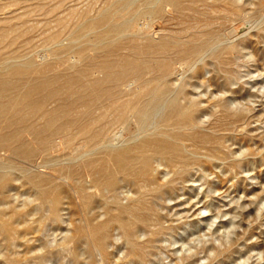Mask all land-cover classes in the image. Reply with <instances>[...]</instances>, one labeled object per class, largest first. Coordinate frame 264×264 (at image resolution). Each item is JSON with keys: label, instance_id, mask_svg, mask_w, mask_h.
Listing matches in <instances>:
<instances>
[{"label": "bare ground", "instance_id": "obj_1", "mask_svg": "<svg viewBox=\"0 0 264 264\" xmlns=\"http://www.w3.org/2000/svg\"><path fill=\"white\" fill-rule=\"evenodd\" d=\"M5 1L4 5L7 7L8 4ZM52 1L55 2V0ZM26 2L30 1L25 0L24 3ZM64 2L67 1L60 0L59 3ZM208 2L207 0H144L134 6L132 0H105L104 4L102 3L104 6H100L101 9L94 15H91L92 12L90 13L86 8L83 12L76 11L78 7L76 10L67 9L70 12L69 17L65 15L53 20V25L56 21L57 25H55L58 29L53 28L54 32L48 35L47 39L57 40L65 33L70 37L80 30L91 35L79 46L68 47L60 52L54 51L55 53L50 56H53L52 59L41 64L33 61L16 63L11 59L16 55L19 56L18 54L22 52L21 48L29 45V39H32L30 34L36 27L27 26L30 21L28 16L37 13V10H43L44 14L51 15L59 3L55 5L56 7H48L47 4L41 3L39 8L28 11L26 16L19 18V21L16 19V22H13L14 18L0 19V204H4L3 201L8 197L5 189L11 185V181H15L14 178L11 180L10 175L14 170L19 169L25 172L24 184L36 188L39 193L40 205H33L39 207V210L37 208L36 210L40 213L42 207H48L49 212L45 210L46 213H41L38 218V225L43 223L47 225V221L50 220L59 221L62 219L60 212L64 199L69 197L68 190L65 188V191L62 187L64 183L59 180H67L73 183L74 194L80 202L76 204L77 208L75 207L77 212L73 210L75 214L81 215V222L79 224L76 222L72 241L76 243L83 241L84 244V240H87L89 245L87 243L85 245L90 247V255L95 248L107 258L109 229L112 225H116L128 245L126 260L136 263L147 261L151 255L152 244L158 240V235L166 226L164 224L162 227L163 222L160 221L161 215L154 204V199L164 196L172 185V181L162 182V179L159 181L160 179L156 177L159 174L154 175L157 171L155 163L160 162L173 174L172 177L178 180L185 178V175L194 170V167H198L199 160L196 157L198 153L201 152L200 155H202L205 151L210 157L218 156L221 153V144L224 148L226 147L220 134L211 133L212 131L205 132L207 130L204 128L205 131H202L198 128L199 125L197 127L198 113L201 112L198 103L190 100L183 102L177 97H170L173 89L168 78L173 71V64L190 63L208 53L213 49L215 40L219 36H216L215 20L228 18L234 20L230 19L232 15L243 14L244 9L237 4L236 0ZM33 3L36 5L37 1ZM13 4H9L10 7H13ZM263 5L261 3L260 7ZM4 9L0 4V13ZM167 10L171 11L172 19L166 18L179 20V28L167 31L161 28L165 32L158 40L150 37L149 34H143L140 28L134 29L135 21L140 16L164 17ZM57 11L59 13V10ZM62 12L61 15L59 13L60 16L64 15L63 9ZM58 13L57 16H59ZM41 24L43 25L42 22ZM37 29L38 26L35 30ZM36 34L39 33L36 32ZM41 41L39 40L40 43ZM244 43L238 42L213 52L212 57L216 60L215 63L223 68L228 67L235 55L245 50ZM237 58L239 61L241 57ZM23 61L22 59L21 62ZM230 76L226 75L223 78L225 83L230 81ZM218 100L219 103L222 99ZM227 104L224 101L220 104L221 114L219 113L217 122L219 126L226 128L232 123V114L236 119L241 120L247 114L243 110L232 113ZM162 110L163 116L159 114L162 117L154 121L156 114ZM217 112L216 115H218ZM247 118L244 117V119ZM211 124L214 125L212 121ZM151 126L153 132L147 133L138 141L117 149L106 148L117 129L126 128L136 133L138 130L146 131ZM217 132L220 133V131ZM224 153H226L225 150L222 154ZM207 155H204L205 158L208 157ZM75 157H86V159L79 158L82 160L80 163L63 165V161L73 160ZM39 159H41L40 167L49 171L47 176H43L45 172H42V175L36 174L35 171L34 174H30V169L24 165L26 163L32 165ZM208 159L212 160V158ZM210 160H207V165L210 164ZM124 186L134 191L126 203L121 202L116 196L117 191ZM96 204L104 209L103 218L94 216ZM10 205L5 207L7 209L12 206L8 211L3 209L4 205L3 207L0 205L2 207L0 209L2 263L26 264L27 260H22L23 257L19 254L21 250L24 251L23 248L18 249L19 253L11 249L24 230H20L23 224L20 223V219H25L31 213V209H24L23 204L19 207L24 210L17 208L19 204L17 206L14 204L16 207ZM26 230L24 231L27 232ZM33 230L37 229L32 228ZM29 232H27L28 235ZM143 232L146 235L142 234ZM30 237L33 240V236L30 235ZM24 242H22L23 245ZM65 243L62 244L65 245ZM75 245L78 246V244ZM232 249L228 250L232 251ZM51 251L52 249L49 250L47 247L41 253L38 251H35L38 252L35 254L31 253L34 255L27 259L42 262L40 260L48 257ZM119 263L116 262V264ZM88 264L99 263L93 258Z\"/></svg>", "mask_w": 264, "mask_h": 264}, {"label": "rangeland", "instance_id": "obj_2", "mask_svg": "<svg viewBox=\"0 0 264 264\" xmlns=\"http://www.w3.org/2000/svg\"><path fill=\"white\" fill-rule=\"evenodd\" d=\"M4 1L5 0H0V4L3 5V9L5 7ZM26 1L30 2L24 3L25 0H6V4H14L13 7H10L11 5H6L9 8L5 7V11L1 10L2 13H0V19L5 20L7 18H14V21H12L16 22L20 20L19 18L26 16L28 11L30 12L32 9L39 8L38 6L41 3L47 4L48 7L57 6V9L55 8L56 10L51 15L44 14L43 10H37V13H32L35 17L32 14L31 16H28L30 21L28 20L29 23L27 22V26L34 25L36 28L38 26V29L35 30V28L31 32L30 38L32 39H29V45L22 47V52L19 50L21 52L18 54L19 56L16 55V57L11 59L12 62L16 63L33 61L37 64L45 63L46 61L52 59L53 56H50L55 53L54 51L60 52L65 48L81 45L91 35L85 34V31L80 30L74 32L70 37H68V35L65 33L66 35L63 34L59 39L49 41L47 37L54 32L53 28L56 27V30L58 29L56 26V21H54L53 25V20H55L57 17H65V15L69 17L68 13H70L69 11L71 8L76 10V7L79 8L76 10L78 12L80 10V12H83L87 9L90 11V13H93H91V15H94V13L96 14L98 10L104 6L103 2H105V0H103V2L102 0H87L88 4H86L87 2H85V0H66L67 2L64 3H59L60 0H55V2L52 0ZM36 1L37 3L35 5L33 2ZM132 1L133 4H135L134 6H137L140 4V1L142 3L144 0ZM207 1H209L208 3H211L213 0ZM236 1L238 2L237 4L239 6L243 7V14L232 15V18L230 17V19L234 20H229V18L215 20L216 23H214V26L216 27V36L219 35L220 37L218 36L216 38L217 40H215L213 49H211L208 53H205L198 60L192 61L193 63H185L180 61V63H174V67H172L173 71L168 78L173 89L170 93V97H177L183 102L190 100L198 103L200 105L201 112L198 113L197 127L199 125L198 128L200 130L202 129V131L207 130L205 132L210 133L212 131L211 133L218 135L220 134L219 136L224 139L222 142L224 141V146L226 143V147L224 148L221 144V153H219L218 156L216 155L210 157V155H207L208 153L205 151V153L202 151V155H200L201 152L198 153L199 155H196L197 159L199 160L198 167H194V170L192 171H190V169V172L185 175L186 177L184 176L185 178L178 179L179 181L177 178L174 179V177H172L173 174L167 168H165L164 165L160 164V162L155 163L158 166L155 165V169L157 171L154 172V175L159 174L156 176L158 177V180H163L162 182L175 181V183L171 182L173 186L171 185L170 190L165 193L164 196L161 195L154 199V204L161 215L160 221L163 222L162 227L164 224L166 226L165 228L163 227L162 231L164 229L165 230L163 232L161 231L158 235V240L152 244L153 248L150 250L151 255L148 257V260L144 261L143 263L129 262L126 260L128 245L125 243L126 241L122 235V232L116 225H112L109 229L110 239L107 243V252L109 251L110 254L108 253L107 258L103 256L100 250L95 248L93 249L94 251L92 250L90 255V247L85 245L86 243L89 245L87 240H84V244L83 241L79 242L82 246L79 243L72 241L71 237L74 235L75 227L77 224H79V222H81V215H79V213L75 214L77 212L76 204L79 202V199L76 198L74 194L73 183L71 184V182H68L67 180H59V182L65 184L62 186L64 190L66 191L67 189L69 192H67L69 197L65 198L67 203L64 199V205H62V210L60 212V215L62 216V219H60L61 221L50 220L47 221V225L46 223H43L39 226L38 218L40 217L41 213L49 212L48 207H42L40 213L37 211L39 210V207H35L33 205H40V200L38 198L39 193L36 188H31L32 186H27V184H24L26 180L25 172L16 169L10 175L11 180H13L12 178L15 179V181L10 180L11 185H14H10L5 189V193H7L6 195L8 197H6L5 201H3L4 204L2 203L0 205H4V207L2 206L4 209L10 204L13 206H15L14 204H16V206L19 204L17 208L21 210L29 208L31 209V213H34L30 214L32 216L35 215L32 217L29 214L25 219L22 218L24 222L22 219H20V223L24 224H21L22 227L20 230L22 231L23 229H27L30 232L28 235V231L26 230L27 232H25L23 230L19 237H17L16 243L11 249L17 250L18 252L23 248L24 251L21 250L22 252L20 251V253H18L23 257L22 260L28 261V263L26 261V264H88L93 260V258L95 259V262L97 261L99 264H111L112 262H114L112 264H116V262H122L123 259H125L127 262L124 260L122 264H125V262L126 264H264V5L260 7L261 3L264 4V0ZM259 1H261V3ZM95 2L99 3L98 6ZM21 3H23V5ZM57 3H59V5ZM32 4L35 5V7L32 8ZM62 4L64 7H62ZM86 6L89 7L87 8ZM62 9L64 11V15L60 16ZM67 9L69 11H67ZM57 10H59L60 15ZM168 11L169 10H167V13L164 17L140 16V18H137L135 21V24L138 27L135 25L134 29L139 30L140 28V30L143 31V34H149V36L151 35L150 37L158 40L165 31L173 30L172 28H179V20L174 18L171 20L172 13L171 11ZM56 12L59 16L56 15ZM256 12L258 13L256 14ZM16 15L18 16L16 17ZM166 17L171 19H167ZM48 21L49 24H47ZM218 21L222 23L219 24ZM223 21H226V23ZM161 28H163L165 31L163 29L162 31ZM222 29L223 31H220ZM36 32L39 34H36ZM36 35H40L41 38L40 36L37 37ZM65 36H67V38ZM43 37H45V39ZM39 40H42L41 43ZM217 41L219 42L217 43ZM242 41L243 43L245 41L248 43H244V54L243 52L237 53L239 55L236 54L232 63L226 68H223L219 64L217 65L215 63L216 60L212 57L213 52H218L222 48L229 45L238 44V42L240 44ZM245 46L247 48H245ZM28 48L32 49L29 50ZM23 49L25 50V53L23 52ZM25 54L28 55L26 56ZM237 57H241L239 58V61ZM22 59L24 60L23 62H21ZM234 61L235 63H233ZM184 64L186 66H184ZM215 68H217L219 72ZM226 75H233L232 77H229L231 82L229 81L228 83H225L223 78ZM213 77L215 81H213ZM217 100L221 101L218 103ZM223 101L228 103L227 107L230 108L229 110H232L230 112L234 113L243 110V112L246 111L247 113L246 115L244 113V117L248 118L244 119L243 117L242 120L244 119V121H242L241 119H236L231 113L232 123L229 125L230 127L227 126L226 128L219 126L217 122L221 114V111H219L220 104ZM214 102L215 104H213ZM215 111H218V115H216ZM162 112L164 111L162 110L156 114L154 121H157L163 116ZM211 121L214 125L211 124ZM236 121H241V125ZM236 124L237 127H235ZM245 124L246 127H244ZM232 125L233 127H231ZM203 128L205 130H203ZM227 130L230 132L228 133ZM217 131H220V133ZM151 132H153L152 126L146 131L138 130L136 133H133L131 130L126 128L117 129L113 134L111 142L107 144L106 148H121L142 139L147 135V133ZM223 148L226 152L224 154H222V152H224ZM204 155H207L208 157L205 158ZM223 157L224 159H222ZM79 158L82 160L86 159V157H75L73 160H65L62 163L63 165L80 163L82 160ZM208 158H212L214 161ZM207 160H210L209 165H207ZM12 161H15V163L17 162V164H21L19 161ZM39 162H41V159L32 165L27 163L24 165L26 168L30 169V174H34L35 171L36 174L42 175V172H45L43 176H47L49 171L46 168L40 167ZM133 194L134 191L132 188L124 186L117 191L116 196L121 202L126 203ZM68 203L70 204L69 206ZM21 204L27 208L24 207L23 209L22 207H19ZM27 204L32 205L28 207ZM78 204H80V202ZM1 206L0 209L2 208ZM11 208L12 206L10 208L8 207L7 209L5 208V210L8 211ZM74 209L75 213L73 212ZM45 210L47 211L45 212ZM93 213H96L94 216L99 218L104 217V209L99 204L95 205ZM34 220H36V222H34ZM25 223L27 224L25 225ZM32 228H36L37 230L32 231ZM142 234L146 235L144 232ZM30 235L33 236V240L31 239L32 237L29 238ZM145 238L146 236L144 239ZM19 241L21 243H19ZM22 242H24L26 247L22 244ZM0 243H2L1 235ZM62 243H65V245ZM34 244L37 247L34 246ZM75 244H78V246ZM1 246L2 244H0V247ZM51 246L55 249H53ZM27 247L29 248L28 250ZM47 247L49 250L52 249L53 252L51 251V254L48 255V257H46L44 260H40L42 262H39L38 260L31 261V259H27L29 256H32L35 253L43 252L45 249H47ZM232 247L234 249L237 248V250L232 249ZM228 249H232V251ZM34 250L38 252H35ZM227 251L230 253H226ZM0 253H3V247ZM21 253H24L26 257ZM1 256L2 254H0V264H3V258H1ZM89 257H91V259ZM121 262L119 264H121Z\"/></svg>", "mask_w": 264, "mask_h": 264}]
</instances>
